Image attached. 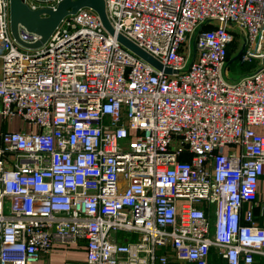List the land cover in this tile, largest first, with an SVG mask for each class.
<instances>
[{"label":"built area","instance_id":"1","mask_svg":"<svg viewBox=\"0 0 264 264\" xmlns=\"http://www.w3.org/2000/svg\"><path fill=\"white\" fill-rule=\"evenodd\" d=\"M104 2L116 34L175 72L87 7L21 47L0 0V264H39L81 241L85 259L70 264H255L264 0ZM18 38L40 39L23 27ZM236 40L237 63L253 65L229 82Z\"/></svg>","mask_w":264,"mask_h":264},{"label":"water","instance_id":"2","mask_svg":"<svg viewBox=\"0 0 264 264\" xmlns=\"http://www.w3.org/2000/svg\"><path fill=\"white\" fill-rule=\"evenodd\" d=\"M87 7L92 9L99 17L103 27L107 32L115 36L116 40L129 49L133 54L143 59L144 61L150 63L155 68L163 71L164 73L170 74L175 71L163 66L158 60L147 54L145 51L137 47L133 42L122 36L121 34H116L110 25L106 13H105V2L104 0H61L55 9H30L22 0H10V28L11 33L14 37L16 43L21 47L26 49H33L42 46L46 43L48 37L59 25V23L66 16L75 13L78 9ZM23 27L31 33L39 35L40 39L31 44L22 42L18 38V29ZM244 48V42L238 52L231 57L227 64H230L237 60Z\"/></svg>","mask_w":264,"mask_h":264},{"label":"crops","instance_id":"3","mask_svg":"<svg viewBox=\"0 0 264 264\" xmlns=\"http://www.w3.org/2000/svg\"><path fill=\"white\" fill-rule=\"evenodd\" d=\"M2 61V59L0 58ZM2 66V64H1ZM22 124L19 121L14 122L13 129L18 130ZM254 218L259 224H264V210L260 213V209L256 207L254 209ZM85 259L84 241H81L76 247H66L59 244H55L51 253L47 256H43L39 260V264H70L81 263ZM255 264H264V256L256 255Z\"/></svg>","mask_w":264,"mask_h":264},{"label":"rangeland","instance_id":"4","mask_svg":"<svg viewBox=\"0 0 264 264\" xmlns=\"http://www.w3.org/2000/svg\"><path fill=\"white\" fill-rule=\"evenodd\" d=\"M238 42V41H237ZM236 42V43H237ZM19 49L22 50V48L19 47ZM238 51H233L231 54V57H233ZM2 61L0 60V68H1ZM253 64H244V65H239L237 63V60L226 65L228 75L225 77V79L229 82H233L234 80L238 79L242 74H246L251 68ZM1 71V69H0ZM129 235V234H128Z\"/></svg>","mask_w":264,"mask_h":264},{"label":"trees","instance_id":"5","mask_svg":"<svg viewBox=\"0 0 264 264\" xmlns=\"http://www.w3.org/2000/svg\"><path fill=\"white\" fill-rule=\"evenodd\" d=\"M237 40L235 41V43H233L232 45V48L229 50V53H228V60L231 58V54L233 53V51L236 49L237 47ZM236 51V50H235Z\"/></svg>","mask_w":264,"mask_h":264}]
</instances>
